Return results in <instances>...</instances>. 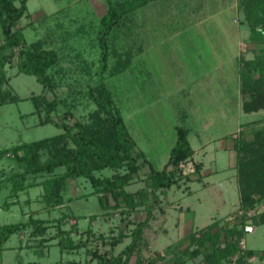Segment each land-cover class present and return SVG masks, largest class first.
I'll return each mask as SVG.
<instances>
[{
    "label": "rangeland",
    "instance_id": "374dc122",
    "mask_svg": "<svg viewBox=\"0 0 264 264\" xmlns=\"http://www.w3.org/2000/svg\"><path fill=\"white\" fill-rule=\"evenodd\" d=\"M176 2V12L184 19L171 22V25L166 19H157L154 2L133 12L137 20L142 19L143 12H154L150 22L156 26L153 38L158 42L153 46L150 43L148 48L146 42L151 38L148 36L140 49L141 40L135 33L121 35L117 52L108 58L107 68L123 54L124 70L110 76L107 69L103 81L112 92L137 150L154 169L161 170L166 165L176 140L175 127L180 125L190 130L188 141L196 161H203L204 170L213 173L205 179V188L203 180L201 183L181 180L166 188V198L160 191L159 203L167 211L157 208L155 219L152 217L143 230L138 254L143 264L150 260L166 264V259L175 252L184 259L183 264H200L202 251H192L196 244L190 246L188 240H175L178 234L201 227L209 214L217 215L213 211L217 207L223 208L222 197L226 206L232 208L238 198V184V192L245 191L247 200L253 204L219 220L217 247L234 239L228 237L226 240L225 234L241 222L247 226L241 237L244 248L240 249L237 244V251L221 264H264V224L256 225V222L264 221V172L255 163H250L248 149L238 152L234 146L237 141H252L257 131L264 130V110L245 112L243 109L242 104L249 99V94L242 92L239 78L242 61L261 53L264 44L249 41L251 18L247 10L242 9L241 0ZM26 5V15L16 27L20 28L27 44L40 40L43 47L56 51L58 65L52 71L56 86L43 90L35 76L17 73L13 63L6 65L10 77L6 88L18 99L0 105V149L62 131L52 123H39L43 114L33 112L32 95L44 93L48 99H57L58 111L53 116L70 110V122L90 123V113L94 109L85 91L99 75L96 73L100 65L97 29L106 10L105 0H27ZM234 7L238 8L236 12ZM234 12L235 22L241 24L237 26L238 30L234 29L230 19V13L233 15ZM260 13L258 15L264 18V12ZM186 15H190L189 19H185ZM179 22L181 32L170 34L172 28L179 27ZM257 25L261 28L264 19ZM2 40L0 29V42ZM238 41H244L240 51ZM198 60L203 62L202 66ZM253 76L257 74L253 73ZM261 91L264 92V82ZM203 145L204 150L200 149ZM195 163L192 157L184 162L186 173L187 167ZM23 169L11 154L0 157V224L26 221L31 214L47 219L48 227L43 236L36 238L29 235L30 226L12 234L0 246V264H102L91 254L92 250H97L101 256L118 254L129 243L128 235L136 220L145 216L142 207L128 215L123 213L124 208L102 209L98 194L83 177L70 179L64 202L47 209L41 199V185L26 188L17 196L11 194L10 176ZM148 170L145 164L125 188L136 191L143 187ZM124 172V168H105L96 175L112 177ZM40 179L28 176L25 183ZM187 185L192 190L189 195L186 194ZM114 202L108 196V203L113 205ZM169 202L171 207L183 206L182 211L170 209ZM186 205L190 210L185 211ZM163 226L167 232L162 230ZM59 229L66 233H59ZM121 231L127 236L112 247V237ZM59 236L72 247L60 250ZM82 242L86 245H79ZM135 254L129 264H134Z\"/></svg>",
    "mask_w": 264,
    "mask_h": 264
},
{
    "label": "trees",
    "instance_id": "16d2710c",
    "mask_svg": "<svg viewBox=\"0 0 264 264\" xmlns=\"http://www.w3.org/2000/svg\"><path fill=\"white\" fill-rule=\"evenodd\" d=\"M0 0V29L3 40L0 42V105L8 101L17 100L6 88L9 76L6 73V65L14 64L17 73L35 76L36 80L43 86V90L53 89L56 86L52 71L58 65V55L53 49L42 46L40 40L26 43L19 27H16L22 16L27 12V0ZM152 0H105L106 10L99 19L97 29V45L99 48L100 65L96 73L98 78L89 85L85 95L94 105L91 111V122L85 124L79 120L70 122L72 113L70 110L58 113L59 101L48 99L45 94L32 95L30 99L34 104V113L43 114L39 123H52L62 131L58 134L44 137L30 142H23L9 148L0 149V157L11 154L14 160L22 164L24 169L10 176L11 194L18 193L34 185L43 187L42 201L47 207L54 208L64 202V193L70 179L83 177L89 181L98 194L100 206L104 210L111 207L124 208L123 213L130 214L138 207L144 209L145 216L136 220L135 226L129 233L130 241L116 255H103L92 250V255L99 258L102 264H129L131 257L135 254L134 264H143L138 254V248L142 242L143 230L148 226L149 220L154 216V211L159 208V193L161 190L177 184L181 180L191 181L198 178L200 164H194V171L182 174L180 163L186 162L193 154V149L188 141L189 128L177 125L175 127L176 140L171 147L166 165L161 170L154 169L142 154L137 150L136 143L129 133L120 110L115 105L112 92L103 81V73L117 75L124 70L125 62L123 54L118 55L110 68H107L108 58L117 52L118 41L121 35H125L127 23L131 14ZM242 9L250 14L251 21L249 41L264 44V25L259 28L257 22L264 18L258 14L264 12V0H241ZM249 16V15H248ZM249 18V19H250ZM114 51V52H112ZM127 53V52H126ZM125 54V52H124ZM128 60V56H126ZM48 70H51L48 72ZM253 73L257 74L256 77ZM239 78L242 92L249 94V99L242 104L245 112L264 110V92L261 91L264 82V47L262 52L256 54L252 59L242 61L239 68ZM237 151L248 149L250 163L256 164L260 171L264 172V130L257 131L252 141L234 142ZM140 160V161H139ZM147 164L149 170L146 174V183L136 191L125 189L130 184L132 177ZM63 169L58 172V169ZM105 168H124V173H117L112 177H100L96 172ZM196 175V177H192ZM41 177L39 181L26 184V177ZM263 177V175L261 176ZM0 182V190H1ZM246 192H239L240 208L250 207L253 203L247 200ZM108 196L115 202L108 203ZM247 200V201H246ZM95 215H92L94 217ZM219 220L190 232L182 240H188V245L196 246L192 249L194 253L202 251L200 264H221L228 255L236 252L239 238L247 229L245 224L238 222L225 234L234 237L233 240L225 241L221 248L217 247L219 231L216 228ZM47 219L29 215L26 221H17L0 224V246L8 238L17 232L25 230L30 226L29 235L33 238L41 237L47 230ZM264 224V221L256 222V225ZM59 233H66L59 229ZM90 232V229L87 230ZM127 236L121 231L112 237L111 246L119 244ZM41 241V240H40ZM43 241V239H42ZM67 242V241H66ZM86 245V242L79 245ZM57 245L60 250H68L71 243H65V238L59 236ZM78 246V245H77ZM91 252V250H89ZM240 260V259H239ZM166 264H183L177 253L166 259ZM241 263V261H239ZM146 264H156L154 260Z\"/></svg>",
    "mask_w": 264,
    "mask_h": 264
},
{
    "label": "crops",
    "instance_id": "0c3cea01",
    "mask_svg": "<svg viewBox=\"0 0 264 264\" xmlns=\"http://www.w3.org/2000/svg\"><path fill=\"white\" fill-rule=\"evenodd\" d=\"M176 1L177 0H152L151 2H154L153 10H157V12L155 13L158 16L157 19L158 20L166 19L168 21V23L170 22V25H171V22H172V24H174V21L177 22V20L178 21H181L182 19H184V18L179 17V14L176 12L177 9L174 7L175 5H177V2ZM200 1L206 2L207 0H200ZM148 4H150V2L147 3L144 6L146 7ZM144 6H142V7H144ZM233 9L236 12V9H238V8L234 7ZM161 11L164 12V13H161ZM235 12H234L233 15H231L232 13H230V19L234 23V26H233L234 29H237V26H240L241 24H238V22H235L236 17H237L235 15ZM153 13L154 12H151V13L150 12H143L142 15H141L142 16V19H140V20H137V18L135 17V15H133V13H132L131 14V17H130V21L127 23L126 29H127L128 32L125 34V36L126 35L129 36V35H132L134 33L137 36H139L140 37V40H141V42H140V49L143 48L142 46L144 44L145 38H147L148 36H151V38L147 39L148 41L146 42L148 48H149L150 45L153 46V45L156 44V42H158L157 40L155 41L156 38L155 39L153 38L154 34L156 33V26L154 24L152 25L151 22H150L151 19H154V18H152ZM189 16L186 15L185 19H189ZM179 24H180V22L178 23V26L179 27H175V28H172L170 30L171 31L170 34L176 35L178 32H181V28H180V25ZM236 32H239V31H236ZM119 41H121V40H119ZM119 41H118L117 44H119ZM238 42H240L239 43V51H240L241 50V46L244 43V41H238ZM138 48H139V46L137 47V49ZM198 62H199V66H200V64L202 66V63L203 62H201V60H198ZM164 64L167 65L166 62ZM204 148H205V145H203L200 149L204 150ZM192 158L195 160V162H197V163L200 164L199 176H198V178L193 179V180H191L189 182H185V183H192V182H198V183L200 182L201 183V181L203 180L204 181L203 186L205 188V185H204L206 183L205 182V179L209 176V174L212 172V170H209V169L204 170L203 161H200V160L196 161L197 159L194 156V150H193ZM230 166L233 167L232 162H230ZM216 170L217 169H215L214 171H216ZM235 179H236V183H237V178H235ZM236 188H237V197L238 198H237L236 203L233 204V207L232 208H228V206H226L225 201H224V199L222 197V201H221L222 204H221V206L223 205V208L222 207H217L213 211V213H216L217 215L209 214V218L205 222L202 223V226L201 227H195V228H192L191 230H186L184 233L178 234V238L175 241L182 240L190 232H193V231L198 230V229L205 228L206 226H208L212 222H214L216 220H220V219H222L224 217L225 218L226 217H229L230 215L234 214L236 212V210H239L240 209V204H239L240 203V195H239V192H238V184H237V187ZM161 192L163 193L162 195L165 196V198H166V188L163 189V190H161ZM191 192H192V190L190 189V186L187 185V193L186 194L189 195ZM169 203H170V209H173V211H174V209L175 210L176 209L177 210L179 209V212L182 211L183 206H179V204H176L175 206L171 207V204L172 203L171 202H169ZM159 205L161 206L162 203H160ZM161 208H162L163 212L166 209L165 206H161ZM156 210L154 211V216H153L154 219H155V215H156V213H155ZM188 210H190V206L189 205H186L185 206V211H188ZM166 211H167V209H166ZM166 221H167V217H166V219H164V226L166 225ZM164 226L162 227V230L164 232H167V229L164 228ZM253 228H254V226L252 228H249V230L251 231V230H253Z\"/></svg>",
    "mask_w": 264,
    "mask_h": 264
},
{
    "label": "built area",
    "instance_id": "2783aa9c",
    "mask_svg": "<svg viewBox=\"0 0 264 264\" xmlns=\"http://www.w3.org/2000/svg\"><path fill=\"white\" fill-rule=\"evenodd\" d=\"M181 168H182V172L184 173H186V169H184L183 168V166H184V162L183 163H180V165H179ZM187 173H191V172H193L194 171V165L193 164H191V166H189V167H187ZM238 244H239V246H240V249H242V248H244V240L242 239V238H240L239 239V241H238Z\"/></svg>",
    "mask_w": 264,
    "mask_h": 264
}]
</instances>
